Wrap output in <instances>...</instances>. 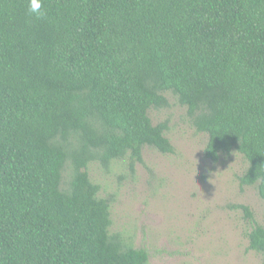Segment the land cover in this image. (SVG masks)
<instances>
[{
  "label": "trees",
  "instance_id": "obj_1",
  "mask_svg": "<svg viewBox=\"0 0 264 264\" xmlns=\"http://www.w3.org/2000/svg\"><path fill=\"white\" fill-rule=\"evenodd\" d=\"M0 0V264H149L111 233L112 197L88 170L144 148L175 152L151 108L172 92L207 133L205 156L240 152L264 199V0ZM71 169L67 185L63 173ZM249 250L264 262L250 206Z\"/></svg>",
  "mask_w": 264,
  "mask_h": 264
},
{
  "label": "rangeland",
  "instance_id": "obj_2",
  "mask_svg": "<svg viewBox=\"0 0 264 264\" xmlns=\"http://www.w3.org/2000/svg\"><path fill=\"white\" fill-rule=\"evenodd\" d=\"M169 104L151 108L155 124L168 120L167 136L175 152L144 148V161L133 172L128 158L106 168L89 164L101 197H112L111 233L149 252V264H264L249 250L251 223L242 208L250 206L264 225V199L256 186H241L238 177L248 162L237 150L217 162L205 156L207 133L198 131L188 108L172 92ZM71 169L63 173L67 185Z\"/></svg>",
  "mask_w": 264,
  "mask_h": 264
},
{
  "label": "clouds",
  "instance_id": "obj_3",
  "mask_svg": "<svg viewBox=\"0 0 264 264\" xmlns=\"http://www.w3.org/2000/svg\"><path fill=\"white\" fill-rule=\"evenodd\" d=\"M28 12L37 19L44 18L46 12L43 9V0H28Z\"/></svg>",
  "mask_w": 264,
  "mask_h": 264
}]
</instances>
